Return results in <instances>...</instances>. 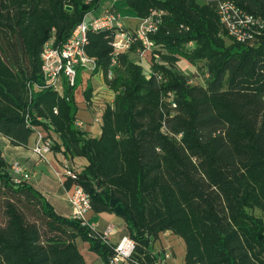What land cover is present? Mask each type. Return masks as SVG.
I'll return each mask as SVG.
<instances>
[{
  "label": "trees",
  "instance_id": "trees-1",
  "mask_svg": "<svg viewBox=\"0 0 264 264\" xmlns=\"http://www.w3.org/2000/svg\"><path fill=\"white\" fill-rule=\"evenodd\" d=\"M219 1L121 0L118 12L159 13L146 64L137 42L113 64L114 30L87 33L93 72L113 91L91 137L76 124L75 86L59 96L34 85L43 84L39 55L52 30L65 41L100 0H0V134L26 146L36 127L50 129L53 151L86 159L65 184L81 185L94 212L124 220L134 240L126 264H159L149 245L164 231L183 239L184 264H264V220L252 213L264 212V0H230L263 23L252 44L228 35ZM180 60L202 65L203 84L189 82ZM0 200V264H87L77 237L108 264L114 243L13 182L1 154Z\"/></svg>",
  "mask_w": 264,
  "mask_h": 264
},
{
  "label": "built area",
  "instance_id": "built-area-1",
  "mask_svg": "<svg viewBox=\"0 0 264 264\" xmlns=\"http://www.w3.org/2000/svg\"><path fill=\"white\" fill-rule=\"evenodd\" d=\"M115 1L117 0H109L108 3L101 6L98 13H95V10L87 11L81 21L72 29L67 39L61 43H55L54 30H52L49 39L43 43L39 55L43 84L34 85L35 88L47 87L55 91L59 96H63L65 87L72 88L75 86L78 70L88 69L92 71L94 69L95 60L87 55L85 51L87 33L89 31L114 30L110 42L113 64L118 53L127 51L136 42L139 43L137 52L140 61L150 60L154 42L149 37V34L157 30L159 13H151L145 17H140L135 25H130L124 21L125 17L114 7ZM217 13L219 21L226 28L228 35L236 41L252 44L256 34L260 33L259 29L263 26V23L257 17L245 12L230 0L219 1ZM155 56L157 57V55ZM112 75V71L108 70L107 78L111 79ZM207 76V73L203 74L204 78ZM189 82L192 83L194 81L190 78ZM203 82L200 81L202 84ZM89 105L93 111V121L101 124L104 109H101L93 102H90ZM54 112H56V109H54ZM26 118L28 119V116ZM80 123L76 119L78 126H81ZM27 126H31L29 121H27ZM50 131L52 130H45L39 127L34 130L35 141L32 151L38 158L44 157L46 153L52 150L54 138L50 135ZM10 175L15 183L26 181L29 177L16 161L10 163ZM64 176L66 179L75 180L77 170L65 165ZM71 188V193L68 196L71 206L70 216L80 219L90 228L95 229L85 219V213L90 209L89 195L81 185L75 182L71 183ZM111 229V226L107 225L103 230L99 231L104 240H108L107 236ZM133 248L134 240L128 234H122L114 243L113 253L108 258V264H126Z\"/></svg>",
  "mask_w": 264,
  "mask_h": 264
},
{
  "label": "crops",
  "instance_id": "crops-1",
  "mask_svg": "<svg viewBox=\"0 0 264 264\" xmlns=\"http://www.w3.org/2000/svg\"><path fill=\"white\" fill-rule=\"evenodd\" d=\"M108 2L109 0H100L99 7L94 12L98 13L101 6ZM114 5L116 9L120 7L121 0L115 1ZM120 14L122 15V13ZM123 16L125 17L124 21L130 25H135L138 19L131 14ZM143 62L146 64L147 60H143ZM76 81L78 85L73 91V96L77 103L76 119L81 122L80 127L89 136L98 137L101 133V124L93 121V111L87 101H85L84 90L87 87L91 88V102L96 103L101 109H104L106 104L112 102L113 91L108 88L102 74L98 71L80 69L77 71L75 84ZM50 135L53 136L55 141H58V136L55 132L50 131ZM34 141L35 135L32 134L26 146L14 145L7 137L0 134V154L9 164L13 161L18 162L22 166L23 171L29 175L26 182L37 189L51 203L57 213L69 217L71 206L68 196L72 188L71 185L66 186L65 184V165L77 169L75 166V159L77 158L76 163L82 168L86 164V159L83 157L70 159L62 152L53 150L46 153L44 157L38 158L32 151ZM85 219L87 223L98 231L110 225L112 229L107 238L111 243H115L122 234L126 233L124 220L114 213L108 211L94 212L90 208L85 213ZM80 239L77 237L75 243L85 262L87 264H105L95 252L89 249V244L82 239L80 241ZM149 251L159 264H184V241L170 231L159 233L158 237L151 241Z\"/></svg>",
  "mask_w": 264,
  "mask_h": 264
},
{
  "label": "rangeland",
  "instance_id": "rangeland-1",
  "mask_svg": "<svg viewBox=\"0 0 264 264\" xmlns=\"http://www.w3.org/2000/svg\"><path fill=\"white\" fill-rule=\"evenodd\" d=\"M119 12L122 13V15H126V14L131 13L130 9L128 7H126L125 5L122 6V8L120 9ZM177 65H178L180 70L189 74L194 82H199V83H200V81L203 82L204 77H203L202 69H201L202 65L190 67L191 66L190 64H188L186 61H182V60L179 63H177ZM77 85H78V82L76 81L75 88L77 87ZM76 162H77V158L75 159V166L77 167L76 170L80 171L81 168H80V166H78V164ZM252 213H254L255 215L261 216L264 220V212H262L258 209H254L252 211ZM2 221H3V211H2V201L0 200V222H2ZM80 241H82V240L80 239ZM80 241H78V242H80Z\"/></svg>",
  "mask_w": 264,
  "mask_h": 264
},
{
  "label": "water",
  "instance_id": "water-1",
  "mask_svg": "<svg viewBox=\"0 0 264 264\" xmlns=\"http://www.w3.org/2000/svg\"><path fill=\"white\" fill-rule=\"evenodd\" d=\"M65 8H66V9H70V6L66 5Z\"/></svg>",
  "mask_w": 264,
  "mask_h": 264
}]
</instances>
